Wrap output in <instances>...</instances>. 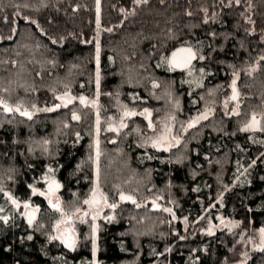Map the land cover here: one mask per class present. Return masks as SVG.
<instances>
[{
	"label": "trees",
	"instance_id": "1",
	"mask_svg": "<svg viewBox=\"0 0 264 264\" xmlns=\"http://www.w3.org/2000/svg\"><path fill=\"white\" fill-rule=\"evenodd\" d=\"M99 10L97 0H0V100L14 109L0 104V264H226L237 235L190 236L182 218L192 223L221 213L264 226V123L244 131L238 116L218 130L205 127L212 116L191 122L196 128L173 150L142 146L145 120L131 116L115 138L104 133L98 140V183L116 207L99 222L97 253L89 227H80L69 248L53 239L55 221L58 211L82 206L95 186L101 108L88 104L95 93L104 98L102 113L117 112L113 100L105 103L109 95L154 119L184 123L203 108L209 88L227 87L234 75L237 87L248 89L243 111L262 108L264 0H99ZM182 46L197 59L177 70L170 55ZM252 65L256 71L247 74ZM138 174L149 178L137 184ZM52 181L60 185L57 210L39 194ZM148 194L173 197L175 206H151L153 197L140 203ZM148 222L153 231L140 228ZM247 264H264V250Z\"/></svg>",
	"mask_w": 264,
	"mask_h": 264
},
{
	"label": "rangeland",
	"instance_id": "2",
	"mask_svg": "<svg viewBox=\"0 0 264 264\" xmlns=\"http://www.w3.org/2000/svg\"><path fill=\"white\" fill-rule=\"evenodd\" d=\"M97 10L98 12H100L99 0H97ZM247 69H248L247 74H254V72L256 71V66L252 65L249 66ZM126 71L129 72V69L127 68ZM136 76H138V74H136ZM235 79L238 78H235V76L233 75L227 87L223 88L221 87V84H218V85H213L211 88H209L208 96L204 97L205 103L203 108L199 110L196 114L190 116V118L188 117L187 120L185 119L184 123H181V121H179L178 117L176 118V116L173 118L168 116V117H160L158 120L154 119L152 117V113L145 112L144 108L127 106L122 101H120L119 98L116 99L115 97L113 98L112 96L109 95L105 96L106 97L105 103L107 104L111 100H113L114 102L112 104L117 109V112L110 111L109 113L105 114L102 113V108L105 109V106L102 107V103L104 101L102 94L97 92L93 96H91V99L88 101V104L95 107L93 104L95 102H98L96 109L99 110L101 108V110L95 111L96 116L94 123V129L96 131L95 186L92 192L89 194V196L84 199V201L91 199L92 194L95 191L97 198L100 199V203L98 205L90 206L84 204L83 201L82 206L74 205L75 207L73 206L70 210H66L64 212L58 211V217L55 221V237H57V239H59L64 243V240L70 235L75 239L76 241L75 246H76V244L78 243L80 227L86 225L87 227H89L90 229L89 234L93 239V245L95 248L94 253L95 254L97 253L96 252L97 240H98L97 235L99 229V222L102 219H107L110 215L113 214V212L110 211L111 207H107L105 205V202L102 197H106V196L104 195V192H102L100 188V184L98 183V180L100 178L99 176L100 149H99L98 140L101 136H103L104 133L105 134L112 133L111 139L115 138L118 135V133L121 132L124 128L121 127V125H124L128 121V119L131 118V116H134V115H125L126 112H134L137 116L144 118L146 124L144 129L145 133L143 132V135L140 140V144H142V146L145 147L158 146V147L168 148L169 150L175 149L176 147L180 146L183 143V141L185 140L184 136L187 134L188 130H191L193 128L191 122L199 115L209 110L212 111V114L209 116V117L212 116V118H210V120L207 123L208 125L205 127L218 130L220 129V126L223 127L222 125H224L226 117L238 116L239 119L235 121V124L238 125L240 129L243 130L249 123H251L252 117L255 116L256 119L259 121V125L256 128L249 129L247 131H257L262 129L264 123V104L260 110L252 111L250 114L247 115V113L242 109L244 100L248 95L247 87H245L244 89L242 85L239 84V88L237 87L238 88L237 99L236 100L231 99L233 95L232 86H233V81ZM217 103H219L218 107H217L218 105ZM13 108L16 109V107L14 106ZM143 115H145V117ZM149 117L152 119L150 123L147 122ZM177 122H178V126L176 125ZM149 124L152 125L153 127L152 129H150ZM201 125L202 124L197 125V127L200 126L198 128H203V125L202 126ZM175 126L178 127V130L176 132L174 131ZM97 129H99V131H97ZM109 129H116V130L113 131ZM183 152H184V148L181 149L179 153V157L182 156ZM125 168H123L124 171ZM125 173L129 174L130 172L126 169ZM123 175L125 174L123 173L119 175L118 178L122 177ZM131 175L132 172L130 173V176ZM136 177H137V184L143 183L149 178L146 174H142V176L141 174L134 175V178ZM48 188H49V184L46 185V188L44 190H40V192L45 193L44 195L45 198L48 201H51L52 204H57V202L60 201L61 199L59 196V191L55 189L54 192L49 193ZM151 197H153L155 200L151 202L150 204L151 206L153 204L157 205L158 203H161L166 208H173V206H175V199L173 197H165L164 195L160 196L158 194H155L154 196H152V194L151 195L148 194L147 196H144V199H142L140 203L142 204L146 203V200H148ZM156 200L158 201L156 202ZM108 201L107 204L109 205L114 203V201H110V200ZM54 209L57 210L56 208ZM24 210L26 212L29 211L30 208L24 207ZM85 213H87V215H85ZM182 220L184 222V230L185 231L187 230V232L190 233V236L191 235L194 236L198 233L201 234L211 233L209 235H212L218 233V231H224L226 232V234L230 233L232 235L234 234L237 235V238L231 247L230 257H229L230 260L226 264H247L249 263V261L251 260L252 256L255 253L264 250V240H262L259 231L261 228H264V226L256 229L249 226H245L244 224L241 225L240 222L237 226H234L232 224V221H235L236 219L225 217L221 213H215V217L204 214L202 217L197 219V221H194L192 223L188 220V217H183ZM167 221H170V219H167ZM154 226L155 224L149 222L147 224H141V227L140 225L135 224V226L131 229V232L135 236H137L139 234L140 228L147 229L146 231L149 232V231H153ZM156 264H162V261L160 260L159 262H156Z\"/></svg>",
	"mask_w": 264,
	"mask_h": 264
},
{
	"label": "snow or ice",
	"instance_id": "3",
	"mask_svg": "<svg viewBox=\"0 0 264 264\" xmlns=\"http://www.w3.org/2000/svg\"><path fill=\"white\" fill-rule=\"evenodd\" d=\"M137 2H139V0H137ZM238 2H239V0H237V3ZM172 57H173V59H172L171 63L173 64V66H176V67H187L188 64L191 63V60L196 58L195 57V53L192 52V49L191 48H181V49H178L176 52H173L172 53ZM201 59H203V57H201ZM262 59H264V57H262ZM98 62H99V59H98V56H97V63ZM98 86H99V74L97 73V87ZM237 96H238V93H237V91L235 89V81H233V95H232L231 99L232 100H236L237 99ZM72 99L73 98H69L67 100V103H71L72 102ZM79 99H80L81 103H85L86 102V98L85 97H80ZM0 104L3 105L4 110L7 111V112H12L14 110V109L8 107V105L6 103H4L2 100H0ZM57 107H59V105H57ZM15 111H20V109L19 108H16ZM47 111H52V109H47ZM147 111L148 110L145 109V112H147ZM21 114L24 115V116H28L29 118H31V115H32L30 112H27V111H24ZM125 115H135V113L134 112H126ZM202 118H206V117H202ZM72 119L79 120L80 117L74 113L73 116H72ZM258 125H259V121L256 119L255 116H253L251 123H249L245 127V129H243V130L244 131H247L249 129H254ZM121 127H124V125H121ZM149 127H152V125L149 124ZM109 130H113L114 131L116 129H109ZM97 131H99V129H97ZM59 187H60V185L58 183H56L55 181H52L51 183H49L48 191H49V193H52V192H54L55 189H58ZM34 192H35V190H34ZM39 194L40 195H45V193H43V192H40ZM102 198H103V200L105 202V205L107 207H111V208H115L116 207L115 204H110V205L107 204V198L106 197H102ZM121 199L122 200H131L132 197L125 196V195H123L121 193ZM12 203L13 204H17V201L12 200ZM49 203H51V201H49ZM99 203H100V199L97 198V195H96V192L95 191L93 192L91 199L84 201V204H87V205H90V206L98 205ZM17 206H19V205L17 204ZM24 206L27 208L29 205L28 204H25ZM52 207L53 208H56V209H59L58 204H52ZM2 210L3 209H0V211H2ZM164 211L171 212L172 210L171 209H164ZM34 213H35V210H33V213L29 214V223L30 224L32 223V220L34 218ZM85 215H87V213H85ZM2 219H4L6 221L7 220V217H3ZM108 219H111V217H109ZM259 231H260L262 240H264V228H261ZM209 234H211V233H209ZM56 238L57 237H53V239H56ZM29 239H31V237H29ZM64 243L66 244L67 247L73 248L75 246L76 241H75V239L73 237H71L69 235L64 240ZM93 251H95V248L93 249Z\"/></svg>",
	"mask_w": 264,
	"mask_h": 264
},
{
	"label": "water",
	"instance_id": "4",
	"mask_svg": "<svg viewBox=\"0 0 264 264\" xmlns=\"http://www.w3.org/2000/svg\"><path fill=\"white\" fill-rule=\"evenodd\" d=\"M181 48H191V47H189V46L178 47V48H176L173 52H176L178 49H181ZM191 49H192V52L195 53V57H196V58H195V59H192V60H191V63L188 64L187 67H176V66H173V64L171 63V61H172V59H173V57H172V53H173V52H172L171 55H170V63H171V65H172L175 69H177V70H186V69L190 68V67L193 65V63L196 61V59H197V53L195 52V50H194L193 48H191ZM236 78H238V77H236ZM234 81H235V89H236V91H237V93H238V89H237V79H235ZM232 88H233V86H232ZM62 97H64V98H73L72 95H70V94H65V95H63ZM237 97H238V96H237ZM211 114H212V111H211V110H209V111H207V112H205V113H202L201 115H199L197 118H195V119L192 121V124H197V123H199V122H201V121L206 120ZM202 117H206V118H202ZM232 224H233L234 226H237V225H238V220L232 221Z\"/></svg>",
	"mask_w": 264,
	"mask_h": 264
}]
</instances>
